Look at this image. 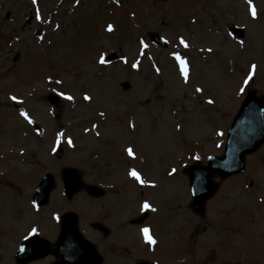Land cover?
Here are the masks:
<instances>
[{"label": "rangeland", "instance_id": "374dc122", "mask_svg": "<svg viewBox=\"0 0 264 264\" xmlns=\"http://www.w3.org/2000/svg\"><path fill=\"white\" fill-rule=\"evenodd\" d=\"M233 27L243 29L244 37H235ZM151 34L167 46L153 44ZM110 53L118 59L107 61ZM176 55L186 62L187 81ZM123 82L131 89L124 91ZM52 92L61 100L57 110L46 101ZM249 92L264 101V0H121L120 7L108 0H0V264H15L20 242L33 230L56 242L52 214L73 211L86 225V195L79 192L71 201L60 196L61 170L74 167L83 184L89 182L86 156L93 138L81 135V129L99 111L107 119L102 136L107 143L116 138L118 146L131 140L127 118L136 120L140 138L135 143L150 156L141 169L147 180H163L174 168L154 201L168 209L159 231L164 229L162 245L173 255L169 264H264V145L246 158L243 175L214 178L218 191L202 217L188 206L187 177L181 171L221 154ZM12 103L25 108L43 136H35ZM61 121L75 129L66 131L72 147L60 162L53 160L52 140L65 128ZM113 162V172L122 174ZM47 171L56 187L48 205L35 209L31 197ZM125 191L132 193L125 195L129 203L119 214L135 215L138 192L133 185ZM129 229L130 243L136 245V229Z\"/></svg>", "mask_w": 264, "mask_h": 264}, {"label": "flooded vegetation", "instance_id": "af4514ba", "mask_svg": "<svg viewBox=\"0 0 264 264\" xmlns=\"http://www.w3.org/2000/svg\"><path fill=\"white\" fill-rule=\"evenodd\" d=\"M94 117L89 121L90 136L94 138L88 151L89 160V182L88 185L98 187L97 192H92L94 197H89V217L87 224V231L89 240L93 243L96 250L100 253V262L98 264H127L130 257L138 250L146 251V246L140 242L139 235L145 244L150 245L145 240V237L140 230L136 231L134 236L138 245H132L129 237V227L138 229L143 224H134V220L138 216H129L125 214H119L121 208H126L129 201L125 197V189L122 179L124 178V166H121L122 162L128 155L127 149H131L133 154L140 153L135 142L140 138L138 133L133 136V133L139 132V129L130 128L132 133L131 140L126 143H121V146L117 145L116 138L112 139V143H107L106 139L102 136V131L105 129L104 125L106 120ZM118 125H123L119 122ZM113 145V146H112ZM110 146L112 148H110ZM118 146V147H116ZM114 157L110 159V157ZM110 160V161H109ZM117 166L115 169L121 170L122 174L113 172V166ZM127 196V195H126ZM108 204V205H107ZM105 207L107 209L105 210ZM127 209V208H126ZM129 217V219H128ZM165 222V221H164ZM165 224V223H164ZM151 234H154L153 239L156 241L155 248L158 253H163L160 250L159 242L162 241L164 236V229L159 231V225L156 223L153 230H150ZM115 239H111V238ZM116 241L115 245L113 243ZM122 243L121 245H119ZM147 260V257L141 259Z\"/></svg>", "mask_w": 264, "mask_h": 264}, {"label": "water", "instance_id": "95a60500", "mask_svg": "<svg viewBox=\"0 0 264 264\" xmlns=\"http://www.w3.org/2000/svg\"><path fill=\"white\" fill-rule=\"evenodd\" d=\"M239 34L242 35V32ZM124 88L128 89L129 85H124ZM50 102L53 103L55 100H52V97H50ZM260 104L261 102L252 96L247 98L239 117L233 122L228 132L223 157L209 160L207 168L192 167L190 169L191 185L193 191L194 189L196 190L194 207L198 211L202 210L204 201L214 192L213 186L211 184L208 185L211 174L220 172L223 177H227L233 173L241 172L243 170L244 156L257 150L264 142V120L262 119ZM73 179L76 186L72 187L73 183L69 184L70 192H75L79 188L77 176L73 177ZM43 182L38 187L39 193L37 194V198L41 196L43 190L46 193L53 186L52 179L48 176ZM27 245L28 242L25 244V247ZM77 248H81L85 252H87L86 249H89L88 245L77 237L74 227L70 226L59 237L56 244V253L58 254L60 249H62L63 255L70 260H64V262L72 264V260H74L73 255L78 253Z\"/></svg>", "mask_w": 264, "mask_h": 264}, {"label": "snow or ice", "instance_id": "6c2138e0", "mask_svg": "<svg viewBox=\"0 0 264 264\" xmlns=\"http://www.w3.org/2000/svg\"><path fill=\"white\" fill-rule=\"evenodd\" d=\"M32 2H33V3H36V0H32ZM252 15H253V18H255V16H256V12H255V9H254V8L252 9ZM108 30H109V31H112L111 26H109V29H108ZM180 43H181L185 48L188 47V45L184 42L183 39L180 40ZM174 58L179 62L181 75L184 76L185 80L187 81V77H188V69H187L186 62H185L183 59H181V57H180L179 55H176ZM104 62H105V61H104V58L101 57V59H100V63L103 64ZM133 67H136V65H133ZM253 68H255V66H253ZM249 79H251V75L249 76ZM245 83H247V81H245ZM197 91H201V90H200V89H197ZM241 91H243V89H242ZM13 99H15V98H13ZM65 99H69V100H71L72 97H65ZM84 99H85V100H88V99H90V98L87 97V96H85ZM209 103H212V101H209ZM21 116H23L25 120H28L29 123H32V121L29 120L28 116H27L25 113L22 112V113H21ZM68 143H69V145H71V141H70V140L68 141ZM127 152H128V155H129V156H133V152H132L131 149H127ZM129 176H130L132 179H134V180H136L137 182H139L141 185H144V184H145V181L141 179V176H140L139 173H137L135 170H132V171L129 173ZM141 210H142V211H147V210L155 211V209H154V208H151V206H150L147 202H145L144 204H142V206H141ZM141 231H142V234H143V236L145 237V240L147 241V243H149V244H155V243H156V241H155L154 239H152V237L149 235V229H148V228H144V229H142ZM34 233H35V230H33V234H34ZM26 239H27V237H26ZM20 251H24V249L21 248Z\"/></svg>", "mask_w": 264, "mask_h": 264}]
</instances>
